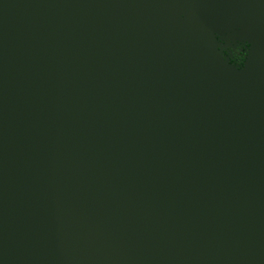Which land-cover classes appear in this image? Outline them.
I'll return each instance as SVG.
<instances>
[{
  "label": "water",
  "instance_id": "95a60500",
  "mask_svg": "<svg viewBox=\"0 0 264 264\" xmlns=\"http://www.w3.org/2000/svg\"><path fill=\"white\" fill-rule=\"evenodd\" d=\"M0 264H264V0H0Z\"/></svg>",
  "mask_w": 264,
  "mask_h": 264
},
{
  "label": "trees",
  "instance_id": "16d2710c",
  "mask_svg": "<svg viewBox=\"0 0 264 264\" xmlns=\"http://www.w3.org/2000/svg\"><path fill=\"white\" fill-rule=\"evenodd\" d=\"M225 54L228 55V52H225ZM246 54H247V51L245 50V48H243L239 52L234 51L233 54L230 56V62H234L235 64L241 65L243 61L245 60Z\"/></svg>",
  "mask_w": 264,
  "mask_h": 264
},
{
  "label": "clouds",
  "instance_id": "9594fccd",
  "mask_svg": "<svg viewBox=\"0 0 264 264\" xmlns=\"http://www.w3.org/2000/svg\"><path fill=\"white\" fill-rule=\"evenodd\" d=\"M217 34H216V37H217ZM250 45H251L250 41H237L236 46L230 47V48L233 49L235 52H239L242 48H245L246 51H249ZM231 64L236 65L234 62H232Z\"/></svg>",
  "mask_w": 264,
  "mask_h": 264
},
{
  "label": "flooded vegetation",
  "instance_id": "af4514ba",
  "mask_svg": "<svg viewBox=\"0 0 264 264\" xmlns=\"http://www.w3.org/2000/svg\"><path fill=\"white\" fill-rule=\"evenodd\" d=\"M243 49V48H242ZM241 49V50H242ZM223 50H224V54H225V52H228V55L227 54H225L226 56H231L232 54H233V52H234V50L233 49H231L230 47H228V48H223Z\"/></svg>",
  "mask_w": 264,
  "mask_h": 264
},
{
  "label": "snow or ice",
  "instance_id": "6c2138e0",
  "mask_svg": "<svg viewBox=\"0 0 264 264\" xmlns=\"http://www.w3.org/2000/svg\"><path fill=\"white\" fill-rule=\"evenodd\" d=\"M249 47H251V45Z\"/></svg>",
  "mask_w": 264,
  "mask_h": 264
}]
</instances>
